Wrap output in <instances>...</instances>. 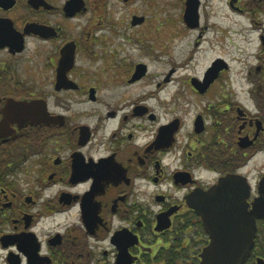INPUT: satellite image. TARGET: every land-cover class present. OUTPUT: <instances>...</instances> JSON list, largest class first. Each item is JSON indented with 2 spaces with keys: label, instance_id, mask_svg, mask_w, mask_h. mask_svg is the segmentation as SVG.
<instances>
[{
  "label": "flooded vegetation",
  "instance_id": "af4514ba",
  "mask_svg": "<svg viewBox=\"0 0 264 264\" xmlns=\"http://www.w3.org/2000/svg\"><path fill=\"white\" fill-rule=\"evenodd\" d=\"M145 1L0 0V120L11 101L34 106L0 138V264H200L210 240L195 197L230 177L262 213L245 264H264V0H198L197 27L182 0L189 60L212 54L202 74L161 98L174 65L156 89L107 100L103 85L151 72L124 40L165 62L146 31L158 14H128Z\"/></svg>",
  "mask_w": 264,
  "mask_h": 264
},
{
  "label": "rangeland",
  "instance_id": "374dc122",
  "mask_svg": "<svg viewBox=\"0 0 264 264\" xmlns=\"http://www.w3.org/2000/svg\"><path fill=\"white\" fill-rule=\"evenodd\" d=\"M115 10L117 11L116 17L120 21L121 26L124 28L128 27L129 20H127V14L124 9L115 7L113 8V11ZM129 10V15L133 12L144 11L146 14H148V16L152 17V19L158 14V17L160 18L154 20L151 19L152 21L150 22L149 27L146 28V31L149 32L148 34L151 36V40H155L154 42L151 41V44L155 46V51L157 53H165L162 56L165 62L156 63L152 60H148L143 56L142 50L137 44L132 45V40H124L122 48L125 51L127 57L126 59L148 62L151 70L150 75L141 84H138L131 89L121 87L118 90H112L110 89L111 87H108L105 84L101 88L102 96L105 99L109 100L113 97H119L117 95L121 94L120 96H122L124 100V98L132 99L135 98L138 94H143L144 92H147L149 90H154L156 89V83L161 79V76L159 77V74L162 75L168 72L169 69H171L174 65L176 66V68L178 67L176 78L179 83L176 82L175 84H171V86H169L164 90L163 93H161L160 97L163 98L166 94L172 93L179 89H181L182 92H186L188 86L186 84H183V82L190 76H200L205 69L208 61L212 59V54L211 52H209L208 54H203L202 51H198L196 53L195 59L193 58L192 60H189L191 49L194 48V46L190 47L189 44L194 42L196 33L187 30V28L185 29L182 15V0H149L148 3H146L145 1L143 3H137L134 6H130ZM161 18L164 20H162ZM128 34V38L130 39H137V37H140L142 39L145 38L144 35H133V32L131 31H129ZM156 40H160V42H157ZM122 48L120 47L119 49ZM24 65L26 64H24L23 61L20 60V63L18 64V67L20 68V74L23 78H26L27 74L24 72ZM113 94H115V96ZM152 101V103L156 105L157 101ZM262 165H264V159H259L256 163V166H254V171H259L261 168L263 169Z\"/></svg>",
  "mask_w": 264,
  "mask_h": 264
},
{
  "label": "water",
  "instance_id": "95a60500",
  "mask_svg": "<svg viewBox=\"0 0 264 264\" xmlns=\"http://www.w3.org/2000/svg\"><path fill=\"white\" fill-rule=\"evenodd\" d=\"M198 6V0L186 2L184 20L191 27L198 26ZM33 107L23 103L14 108L12 101L7 103L2 109L0 138L12 134V117L17 116L18 110L30 114ZM238 179L226 178L209 193L195 197L193 208L201 217L210 240L200 255V264H245L251 255L256 218L262 213L258 210L247 212L244 204L236 200L234 184H237Z\"/></svg>",
  "mask_w": 264,
  "mask_h": 264
}]
</instances>
